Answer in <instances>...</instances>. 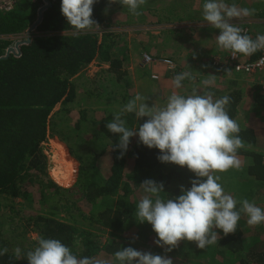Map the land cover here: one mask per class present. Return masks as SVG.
<instances>
[{
	"label": "trees",
	"instance_id": "trees-1",
	"mask_svg": "<svg viewBox=\"0 0 264 264\" xmlns=\"http://www.w3.org/2000/svg\"><path fill=\"white\" fill-rule=\"evenodd\" d=\"M17 1V10L0 13V36L29 33L37 24L40 12L46 9L35 27L40 36H31L30 42L28 39L0 40V198L15 203L34 188L47 168L43 145L48 141L49 132L61 131L62 124L72 119L75 123L73 132L90 134L94 142L88 155V159L91 157L88 161L91 178L97 174L103 180L98 185L92 182L81 198L66 199L61 208L69 211L76 206L75 200L83 201L91 212L85 216L94 225L88 229L51 216H34L30 221H33L38 238L59 239L78 257H112L117 250L130 246L167 255L173 264H204L202 260L206 264L210 261L213 264H264V223L250 227L244 214L235 233L225 236L222 230H215L219 234L215 244L200 249L195 242L185 240L171 252L155 243L158 237L149 223L136 220V205L144 195L140 185L145 180L162 182V197L174 198L181 194V186L190 188L191 180L196 177L187 167L159 161L160 150L139 143L138 136L131 138L129 148L121 158V150L116 147L119 134L111 133L106 125L117 113L112 108L123 107L132 99L133 82L126 67L127 50L118 47L123 38L115 30H109L106 22L105 9L109 0H98L93 8V19L99 23L101 31H106L103 36L94 32L95 28L72 36H60L62 32H76L62 15L61 0H49V7L44 0L35 5L30 0ZM11 48L15 53H10L6 59ZM116 51H122L121 56H116ZM257 57L256 54L249 56L251 60ZM97 58L107 67L95 78L85 77L84 69ZM178 73L180 71L175 70L173 75ZM81 80H87L88 87H93L88 90L87 100L95 96L100 106L90 119L88 109L74 113L78 105L73 103L81 88L77 82ZM222 84L220 89L217 83L208 89L200 83L194 86L199 87L201 93L213 92L214 99L230 96L228 114L237 121L243 93L238 87L225 88ZM63 101L64 107L56 111ZM257 101L258 105H264V97ZM126 117L127 127L131 129L138 128L147 119L139 121L134 113ZM240 129L239 135L246 147L239 150V158L252 159L251 166L247 165L244 172L254 178L247 188L263 192L264 153L261 149L264 140L257 136L254 127ZM51 187L59 190L54 185ZM229 189L235 191L236 187L232 185ZM239 191H242L241 187ZM57 202L60 203V199ZM28 227L21 234H15V227L3 230L0 249L6 247L8 253L0 256V264H28L26 253L37 246L38 240L31 239L26 243ZM17 246L23 253L20 260L14 258L13 250Z\"/></svg>",
	"mask_w": 264,
	"mask_h": 264
},
{
	"label": "clouds",
	"instance_id": "clouds-1",
	"mask_svg": "<svg viewBox=\"0 0 264 264\" xmlns=\"http://www.w3.org/2000/svg\"><path fill=\"white\" fill-rule=\"evenodd\" d=\"M97 2L61 0V12L76 32L91 31L100 28L93 19ZM114 3L127 7L135 16L141 14L139 9L147 0H109V6ZM255 11L235 3L229 5L225 0H204L202 17L212 28L220 30L215 37L217 46L237 58L238 54L251 56L264 51V34L253 38L232 22L250 17ZM107 12L108 8L105 14ZM225 72L230 74L231 69ZM195 79L191 71L180 72L173 77L174 87L181 89L185 80L195 82ZM215 79V75H207L201 85L208 89ZM148 101V97L136 94L106 125L111 133L119 134L116 147L121 150V158L127 152L131 138L138 136L139 143L160 150L159 161L187 167L196 177L191 180L190 188L181 186V194L174 198L162 197V182L147 179L140 185L144 195L136 205L134 216L139 223L147 222L152 226L158 237L155 243L166 252H171L185 240L205 249L217 242L216 229L222 230L225 236L235 233L242 214L247 216L250 227L264 223V209L248 199L237 200L220 182V173L242 167L238 152L246 147L239 135L238 122L228 114L231 97L225 95L214 99L213 92L201 93L199 87L193 86L186 95L173 91L163 105L153 102L150 106ZM126 113H134L139 121L147 119L138 128L131 129L123 118ZM7 253L6 247L0 249V256ZM13 253L16 260L22 258L20 247H15ZM26 259L28 264H173L167 255L130 246L117 250L112 257H78L61 240L44 237L38 238L37 246L27 251Z\"/></svg>",
	"mask_w": 264,
	"mask_h": 264
},
{
	"label": "rangeland",
	"instance_id": "rangeland-1",
	"mask_svg": "<svg viewBox=\"0 0 264 264\" xmlns=\"http://www.w3.org/2000/svg\"><path fill=\"white\" fill-rule=\"evenodd\" d=\"M262 1L263 0H257L259 5ZM192 2L195 5L201 4L203 6L204 0H149L146 6H142L141 9H139L141 14L135 16L129 12L127 7H123L119 3H114L110 6L108 3L107 13L111 12V14H107L106 22L109 30H115L117 34L122 36L123 39L118 47L123 48V51L125 49L127 50L129 60L128 62L126 61V67L128 70L130 69V76L133 82V88L130 89L132 98L139 93L149 98L148 103L151 106L153 102H159L161 99L165 100L173 91L178 93L184 92L185 87L181 89L170 87L163 89L161 93V89L158 87L160 84H155L149 79V73L140 70L141 66L147 64L152 65L153 61L159 60L160 54L158 55V53H163L165 49L170 55L165 57L169 59L171 57V52H173V48H178L179 44L190 43V45L197 48L199 53H204L207 50L208 45L204 43L202 39L195 38V40L190 38L191 35H194V33L190 32L191 30H195V28H193L195 24L193 23L196 21V18H194L195 15H193L192 12L183 11V7L186 3L190 5ZM225 2L230 4V0H225ZM147 6L153 8V10L148 9ZM261 8L262 9L259 10L264 12V5ZM165 10L167 14L164 13ZM169 16H176L175 18L177 20H181L182 16L184 18L182 24L176 25V27H184L182 30L179 29L180 32H176V38L171 36L168 32L169 29H165L169 25H172H165ZM147 17L152 18V21L159 20V22H155L157 26H153V23H150ZM140 18H145V25L141 23ZM255 18H258L257 21H253V24H251L254 30L253 35L264 34V27L261 28V26H264V15ZM162 21L165 22L162 23ZM209 28L213 29L216 33L219 32V29H214L210 25ZM153 32H160V38H157ZM143 34H149L150 37L145 38ZM212 45L214 46V42ZM121 52L122 51H116L115 55L121 56ZM182 53L183 52H179V54ZM199 53L197 55L201 56ZM187 54H189V52ZM187 54L183 53L181 55V60H188L192 65L195 60H190ZM102 66L106 67V64L103 62L98 64V61L93 62L91 67L88 66L84 69L83 73L85 77L89 76L95 78L96 74L98 76L99 73L103 71ZM81 81L82 82H77L81 88L78 89L77 99L75 103H73L75 106L76 104L78 105L74 109V113L77 114L79 109H88V118L90 119L92 118L93 112L98 110L100 106L95 96L87 100L88 90L93 87H91L92 85L88 87L87 80ZM120 89L123 90L124 88ZM91 94H93V92ZM164 102L165 101H162L161 105H163ZM70 106L71 105H69V107ZM62 107H64V101L57 106L56 111L60 110ZM121 108L122 107L115 106L112 109L119 112ZM127 115L126 113L123 118H127ZM71 121L62 124L61 131L56 132L51 130L49 132V140L43 145L48 160L47 168L41 174L42 178L33 185L34 188H29L30 190L26 192V196L17 199L15 203L6 202L3 198H0V234L7 227H9L10 230L15 227L17 229L15 234H21L27 231V225H29V231L26 235V243H29L38 238V232L33 225V221H30V219L39 215L55 217L61 221H68L88 229L93 227V222L85 216L91 214L90 207L83 201L79 202L75 200L76 206L69 211H64L63 208H61L66 202V199L81 198L88 191L89 185L92 182L98 185L103 180V178H98L99 176L97 174L92 178L90 175L91 170L88 166V161L89 159L91 160V157L88 159V155L90 153L89 150L93 148L94 144V142L91 141L90 134L81 131L73 132L75 123ZM52 185L56 186L59 190L53 189L51 187ZM232 185L233 184H230L229 188H231ZM230 192L232 195L239 194V187H236L235 191L231 189ZM59 199L60 203L57 202ZM243 199H248L250 202L254 203H264V197H260L258 194L249 195L247 192L244 193V190L241 191L240 196V200ZM202 261L206 264L204 260ZM209 264H213V262L210 261Z\"/></svg>",
	"mask_w": 264,
	"mask_h": 264
},
{
	"label": "crops",
	"instance_id": "crops-1",
	"mask_svg": "<svg viewBox=\"0 0 264 264\" xmlns=\"http://www.w3.org/2000/svg\"><path fill=\"white\" fill-rule=\"evenodd\" d=\"M149 0H147L148 3ZM146 3V4H147ZM193 3V2H192ZM188 5L187 3L184 5L183 7V11L186 12H192L194 16V18H196V21L193 23L195 24L193 26V28H195V30H191L190 33H194V35H191L190 38L191 39H195V38H199L202 39L204 43H206L208 45L207 50L204 53H199L197 51V48H195V46L190 45V43H183L182 45L179 44L178 48H173V52H171V57L172 59H168L165 56L169 55V53L166 51V49L164 50L163 53H158L159 55V60L155 63L151 64H147V65H143L141 66V70L140 71H144L149 73V79H151V75L154 72H158L160 75V79L158 81H152L155 84H160L158 87L159 89H161V93L163 92V89L165 88H174V82H173V73L175 70H178L180 72L183 71H191L193 72V74L195 75L196 79L195 82L189 81V80H185L183 82V87H185L184 92L180 93V94H188L191 91V88L196 85L197 83L201 84V81L207 77V75H215L216 79H215V83H217L216 86H218L220 88V85L222 84L224 86L225 84V88H227L228 86H235L241 89L242 93H243V99L240 105V109L238 112V115L236 117L237 122L240 126V128L246 127V126H250V127H254L257 129V136L259 138H261L262 140H264V105H258V101L257 99L259 97L263 98L264 94H261V92L263 91L261 89V86H259L260 84V80L263 79L264 80V73L262 74H258V75H253V76H246V75H241V74H237L232 70V67L226 63H224L226 54H227V50H222L217 46L216 43V39L215 37L218 36L220 34V30H218L219 32L216 33L215 31H213V29L209 28V24L207 22H205L203 20L202 17V5L198 4V5H194L193 4ZM235 3L237 6L242 7V8H250V9H255V14L250 16V17H245L243 19H236L233 20L232 22L234 24H237L238 26H240L241 28L243 26H248L252 32V37L255 38L257 36V34L253 35V26L251 24H253V21H257L258 16H263L264 12H261L259 9H262L261 7L264 5V0L262 1V3L259 5L257 0H230V4ZM146 4L144 6H146ZM148 7V6H147ZM258 7V8H257ZM175 8V7H174ZM148 9H152L148 7ZM192 9V10H191ZM195 10V11H193ZM259 12V13H258ZM154 13V12H153ZM166 13V10L164 12ZM108 15L111 14V12L107 13ZM106 14V15H107ZM156 17V16H154ZM176 16H169V18L167 19V22H165L164 24L168 27H166L165 29H169V33L171 34V36L176 38V32H180V30H182V28H180L179 24H182L183 21V16L181 18V20H177L175 18ZM141 23L143 25H145L144 23H146L145 18L141 19ZM147 20H149L150 23H153V26H157V23L155 22H159V20L157 21H152V18H148ZM175 26V27H174ZM264 26H261V28ZM252 28V29H251ZM180 29V30H179ZM155 34V36H157V38H160L161 33L158 32H153ZM152 36V35H151ZM143 37L148 38L150 37L149 34H143ZM196 40V39H195ZM174 41V40H173ZM214 42V46L212 45ZM192 44V43H191ZM212 46V47H211ZM188 48V49H187ZM179 52H183L185 54H187L189 52L188 57H190L189 59L191 60H195V62L191 65L188 60L184 61L182 58V54H179ZM201 54V56H198L197 54ZM165 54V55H164ZM256 55L260 54V51L255 53ZM180 55V56H179ZM254 55V54H253ZM170 56V55H169ZM194 57V58H193ZM185 59V58H184ZM164 61H169L173 64L176 65V69L175 70H170L165 64ZM216 61V63H215ZM193 62V61H192ZM107 67V66H106ZM105 67V68H106ZM149 68V69H148ZM132 69V68H131ZM226 69H231V73L230 74H226L225 70ZM130 70V69H129ZM143 73V72H142ZM146 73V75H147ZM166 100V99H165ZM163 99L156 101L155 103L157 104H162V101H165ZM261 152L264 153V146L261 149ZM241 161H242V167L239 170L236 169H230L229 171L225 172V173H220L221 176V183L225 189V191L227 193H230V189H229V185L233 184L236 187H241L242 190H244V193H250L251 195H256L258 194L260 197H264V190L263 192L258 191V189H249L247 188V184H251V181L254 180V178H249V176H247L244 172L246 171L247 165L251 166L252 164V159H248V158H243L240 157ZM239 185V186H238ZM255 186L257 187V185L255 184ZM255 188V187H254ZM264 188V187H263ZM240 194V195H239ZM239 196H241V191L239 192ZM238 195L234 194V198H236L237 200H240V197L238 199ZM257 206L261 207L262 209H264V203H255ZM245 217L247 218V216L245 215Z\"/></svg>",
	"mask_w": 264,
	"mask_h": 264
},
{
	"label": "built area",
	"instance_id": "built-area-1",
	"mask_svg": "<svg viewBox=\"0 0 264 264\" xmlns=\"http://www.w3.org/2000/svg\"><path fill=\"white\" fill-rule=\"evenodd\" d=\"M32 3L38 4L40 0H30ZM18 1L17 0H0V13H9L17 10L18 7ZM242 29L244 30V33L252 36V32L248 26H243ZM94 32H97L100 36H103V34L106 32L105 30H100V28H95ZM79 32H73V33H61L59 34L60 36H72L75 34H78ZM31 36H40V33H38L35 29L31 30L27 34L23 35H4L0 36V40H22V39H29ZM98 64L101 63L100 59H95L93 62H97ZM158 60L153 61L152 63L157 62ZM226 64L230 65L232 67V70L241 75H246V76H253V75H258L264 73V51L260 52V55L258 58L255 59H250L249 56H243L238 54L237 58H233L232 54L230 51L227 50V57L225 58L224 61ZM216 63V61H215ZM164 64L170 69V70H175L176 65L164 61ZM91 67V64L89 65ZM102 68H105V66H102ZM151 79L153 81H158L160 79V75L158 72H154L151 75ZM261 89L264 92V80H260ZM47 139L49 140V134Z\"/></svg>",
	"mask_w": 264,
	"mask_h": 264
},
{
	"label": "water",
	"instance_id": "water-1",
	"mask_svg": "<svg viewBox=\"0 0 264 264\" xmlns=\"http://www.w3.org/2000/svg\"><path fill=\"white\" fill-rule=\"evenodd\" d=\"M44 1H46V2L48 3V6H47V7H49V6H50V2H49V0H44ZM45 9H46V8H44V9L40 12L39 20H38L37 24L32 28V30L35 29V27H36L37 25H39V23L41 22V19H42V18H41V17H42L41 15H42V12H43ZM27 42H30V39H28ZM18 46H19V45L16 46V49H18ZM10 53H15V49L11 48V49H9V50L7 51L6 59L10 56Z\"/></svg>",
	"mask_w": 264,
	"mask_h": 264
},
{
	"label": "bare ground",
	"instance_id": "bare-ground-1",
	"mask_svg": "<svg viewBox=\"0 0 264 264\" xmlns=\"http://www.w3.org/2000/svg\"><path fill=\"white\" fill-rule=\"evenodd\" d=\"M61 156V155H60Z\"/></svg>",
	"mask_w": 264,
	"mask_h": 264
}]
</instances>
